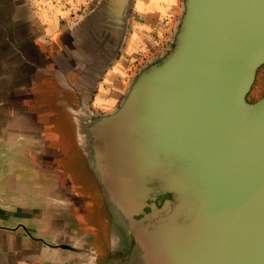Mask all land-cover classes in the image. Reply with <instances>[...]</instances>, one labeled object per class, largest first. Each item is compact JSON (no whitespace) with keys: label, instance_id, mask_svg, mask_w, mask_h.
I'll return each mask as SVG.
<instances>
[{"label":"crops","instance_id":"1","mask_svg":"<svg viewBox=\"0 0 264 264\" xmlns=\"http://www.w3.org/2000/svg\"><path fill=\"white\" fill-rule=\"evenodd\" d=\"M183 13L184 0H0V264H128L151 232L137 212L169 198L132 178L112 118Z\"/></svg>","mask_w":264,"mask_h":264},{"label":"water","instance_id":"2","mask_svg":"<svg viewBox=\"0 0 264 264\" xmlns=\"http://www.w3.org/2000/svg\"><path fill=\"white\" fill-rule=\"evenodd\" d=\"M263 64L264 0H184L173 47L113 115L132 178L171 195L160 264H264V95L247 101Z\"/></svg>","mask_w":264,"mask_h":264},{"label":"rangeland","instance_id":"3","mask_svg":"<svg viewBox=\"0 0 264 264\" xmlns=\"http://www.w3.org/2000/svg\"><path fill=\"white\" fill-rule=\"evenodd\" d=\"M264 95V64L259 67L256 73V77L254 83L249 91L247 98L251 101H255ZM167 200V199H166ZM164 200L161 201L160 198H157L153 201L154 206H146L142 211L137 212V220H142L143 224L146 226L151 225L152 231L149 232L145 237H143V241L141 245H139L142 257L139 261L133 255H130L127 260L128 264H160L162 250L164 247L165 240L163 236L159 233V222H160V210L163 205ZM163 202V203H162ZM145 215V216H144ZM144 225V226H145ZM162 249V250H161ZM148 257V259H147ZM152 258V259H151ZM150 259L153 263L150 262Z\"/></svg>","mask_w":264,"mask_h":264},{"label":"flooded vegetation","instance_id":"4","mask_svg":"<svg viewBox=\"0 0 264 264\" xmlns=\"http://www.w3.org/2000/svg\"><path fill=\"white\" fill-rule=\"evenodd\" d=\"M247 101H248V102H254V101L249 100L248 98H247ZM147 180H148V178H147ZM151 180L153 181V178H152V177H151ZM140 182H141V181H140ZM164 197H166V198H170L171 195L167 193V194H165ZM161 201H162V200H161ZM134 246H136V250H135V252H134L133 254H134L135 257L137 256L136 258H138L139 261H140L141 258H143L141 252H139L140 247L137 248L138 245L135 244V245H131L130 248H133ZM147 259H148V257H147Z\"/></svg>","mask_w":264,"mask_h":264},{"label":"trees","instance_id":"5","mask_svg":"<svg viewBox=\"0 0 264 264\" xmlns=\"http://www.w3.org/2000/svg\"><path fill=\"white\" fill-rule=\"evenodd\" d=\"M169 199H171V197L169 198ZM164 238V240H165V237H163ZM162 250V249H161Z\"/></svg>","mask_w":264,"mask_h":264}]
</instances>
